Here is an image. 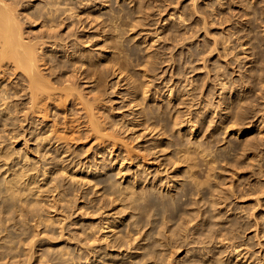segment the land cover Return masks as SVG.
Wrapping results in <instances>:
<instances>
[{
    "label": "rangeland",
    "instance_id": "rangeland-1",
    "mask_svg": "<svg viewBox=\"0 0 264 264\" xmlns=\"http://www.w3.org/2000/svg\"><path fill=\"white\" fill-rule=\"evenodd\" d=\"M48 1L52 6L57 4V7L60 8L64 5L63 8H65L69 7V4L76 9L79 7L78 1L81 0H69L72 5L67 0V2L61 0V4L57 3L60 0H52L54 3L56 2L53 3L54 5L51 0H24V4H32L35 8H38V6L48 7L51 6L46 3ZM99 1L97 0V2ZM258 1H260L259 4L263 6V9L256 16L254 13L244 15L241 3H234L233 0H143V3H140L141 0H103L100 5L93 8V14L90 16L85 14L86 17L83 15L87 24L86 30H88L86 36L92 38L85 45L93 49L97 56L100 52L103 53V50L105 51L100 57L98 56V60L100 64L103 63V67H107V57L118 51V49L112 47L104 49V45L111 41V39H107V35L109 34L108 31L113 29L112 24L114 23L111 22V19L115 16V22L119 23L118 29L120 32H114L113 38L117 40V44L120 45L122 50L119 54L120 60H124V63L122 61V66H124L121 67L122 69L116 67L111 69L109 66L110 70L107 67L108 74L105 86L107 88L103 97L102 95L98 97L99 100L93 101L92 99V95L95 96V93L98 92L97 88L93 89L94 81L77 80L80 82L79 85L77 84L80 87L78 89L83 91L84 95L82 96L85 98L80 96L81 98L76 99L75 107L72 103L68 105V108L63 107L61 113L59 112V116L58 113H55L56 108L53 107L50 117L44 118L41 115V118H36L37 122H40L38 124L39 129L43 127L42 131L45 132L47 129L46 135L49 134L54 139H51L53 141L45 145V149L48 150L49 154V156L46 155L47 159H45V156L40 159L41 155L38 154V156L36 153L38 150L34 151L35 147L43 144L42 140H39L41 137L37 138V134L35 133V136L33 134V132H39V129L33 131L34 124L29 125L30 123L26 121L22 123L25 126L23 130L25 131V128H27L28 134L22 132V126L20 128L17 124L15 129H20L15 132L18 136H16L18 139L16 140V137L12 135L14 134V126L12 125L13 127L10 126L11 128H9L8 125L5 126L6 121L1 120L5 123L4 125L2 123L5 128L0 125V142H2L0 143V150H2L0 154L7 151L12 153L10 150H15L14 154L17 155L16 157L12 154L9 158L11 161L9 159V161L0 160V167L2 165L0 168L1 185L5 183L4 176L8 178L11 173V170L8 171L7 169H14L13 167L16 166V170H19L17 168L20 164L19 168L21 169L26 162H23V158H21L24 151L29 150L31 157L40 160L39 162L43 167V164L47 165L46 167H51L53 166L50 163L52 162L51 157L54 154H57V156L60 154L58 151L62 150L63 142L68 146V149L70 148L69 153L64 152V155L61 153L57 158L61 162V157L63 158L66 155L64 157L66 163L62 162L61 165L68 163L71 174L69 173L68 176L63 175V180L59 175L61 181L59 188L61 190H56L54 194L56 197H59L61 193L66 198L70 196L68 199L64 197L62 201L64 203L56 209L57 211L51 207V212V210H48L47 205L51 206L53 203L48 200L52 199L51 195L53 193L47 190L49 188H45L53 185L54 177L58 176L61 171H58L60 173H57V175L54 173L57 170L56 167L52 168L50 174L46 173L48 175L39 171L40 177H38L40 180L38 179L37 186L33 187L34 184L32 185V191L36 194L31 193V191L28 193L33 195L31 196L25 192L26 196L24 198L29 196L30 200L28 198L26 200L31 203L27 205L26 210L29 205L33 206L35 202H37L38 211L42 210L38 212L34 206H31L34 209H30L31 214L29 209L27 210L29 213H27L28 217L26 218L23 215L25 212L22 211L23 216H20L21 213H19L23 205L21 208L17 207L18 200L15 202L17 203L16 206L14 202L11 203L13 199L10 195L8 196L9 193L5 191V187L2 186L3 190L0 185L3 195L1 197L4 198L6 193L10 197L9 199L5 197L4 200L0 197L2 203L0 207L5 204L3 208H0V211L4 214L0 212V264H13L11 263L12 260L17 262L15 264L20 262V264H105L104 262L106 264L112 262L128 264L126 261L131 263L135 260V257L138 261L141 255L145 256V253H149V251L153 253L155 248L159 251L162 250L161 253L159 252L160 255L156 252L158 250H155L157 254L154 252V256L152 254L146 256L147 258L153 256V258L147 260L144 257V263L141 260L138 264L141 262V264H160L158 259L160 260L164 253L166 255L163 257V262L160 260L162 264L167 261L172 264H192L194 261H196L195 264H264V1L251 0L250 2L259 5ZM89 2L91 1L89 0ZM29 4L27 7L30 6ZM80 6L83 5L80 4ZM106 23L107 25H105ZM73 25L70 24L64 27L65 29H61V33L70 31V28L71 30L72 28L76 29V25H74L75 28ZM40 29L43 28L39 24L34 30ZM30 30L31 28L27 29V31ZM70 38L74 41L76 34H73ZM54 47L55 44L52 48ZM47 53L56 56L64 55V53H53L52 50ZM67 54L68 52L62 57L66 59ZM155 55L158 56L153 58ZM150 57L157 62H150ZM146 67L148 71L144 73L143 70ZM46 71L48 70L44 69V72ZM2 79L4 81L0 80V89L7 88V85L11 84L12 86L14 84L20 85L15 74ZM134 80H137L140 84L137 89V93L140 92V97H147L142 105L135 107L132 100L134 97L131 94L135 90L131 86ZM144 81L146 85L143 83ZM10 87V92H13L15 89L11 90ZM144 87L149 90L144 92ZM116 90H120V93H116ZM23 92H20V94ZM169 93H172V96H169ZM12 94L11 97H14L15 95ZM88 95L92 99H90L91 102L97 103L93 109L96 113L94 111L92 113L91 110L88 111V108L83 105L86 101L83 103L81 101L82 98L83 101L87 99ZM57 102L59 101L53 102V106ZM149 104L156 110V113L165 110L166 118L160 120L157 125L151 124V126L148 122L145 124L142 119L136 118L138 116L137 110L140 107L146 111L150 110L148 108ZM97 106L100 107L99 110ZM239 108L247 111L241 116V119L236 114V110ZM84 109L86 110L84 111ZM103 110L108 115L109 120L114 121L113 123L105 121V113L102 114ZM5 113L6 115L12 114ZM15 113L17 116L13 115L15 117L13 119L18 117L21 121L22 114L19 112L17 114L16 111ZM89 114L91 117L94 116L95 120L99 118L100 128H97L98 131L92 129L90 120L93 118ZM202 117H205L204 122L196 124ZM55 119L60 124L56 123V125ZM117 120L120 123L115 125ZM45 123L47 124L45 125ZM148 125L153 129L147 127ZM102 127L103 129H101ZM8 128L12 132V137L7 134V132L9 133ZM6 129L7 132H5ZM96 132H100L99 135ZM3 133L4 136L6 134L10 136L4 138ZM21 133H25V138ZM111 134L113 137L110 136ZM56 138L58 141H56ZM118 138L120 139L118 140ZM37 139L38 143L35 141ZM24 141L27 142V145ZM188 142L191 143L190 145L193 144L192 146H199L198 150L195 147L191 149L194 162H197L198 165L194 164L193 176L191 175L192 169H189L190 167H187L185 162L179 161V163L177 161L180 153L178 150L186 146L185 144H188ZM25 145L26 147L29 145V148H26ZM200 146L203 148L201 147V149ZM6 148L8 149L5 150ZM56 148L60 149L56 150ZM76 149L79 151L76 152ZM193 150L196 152H193ZM18 152L21 153L18 154ZM53 152L55 153L53 154ZM128 154L131 156L129 157ZM43 158L49 164L43 162ZM19 160L21 161L20 164L18 163ZM12 161L14 164H12ZM2 162L8 163L7 166ZM106 162L108 165L104 166ZM41 165L42 169L40 170H43L44 168ZM97 166L98 169H96ZM210 166L215 167L211 168ZM208 167L214 171L208 170ZM186 171H188V174L190 173L189 177L185 175L187 174ZM107 173L110 177L106 176ZM43 174L48 179H45L46 176H42ZM85 176H87V179H85ZM93 176L104 179L106 177V180L95 184ZM141 176H146L147 179L151 178V181L158 178V183L143 181L140 179ZM89 177H92L91 181H89ZM195 179L202 183H195ZM186 183L189 185L187 189L185 188ZM103 184L109 185L108 188L110 189L105 188L106 186L104 187ZM128 184L133 186L132 189L149 187L152 191L154 190L155 194L161 196L172 197L176 195L180 198L182 196V200L179 204L172 203L173 209L171 206H169V209L166 208L167 210L164 208L165 211L161 210L160 204L158 205L160 209L157 205L151 206L149 209L145 206L144 209L142 208L143 210L141 207L132 209L131 204H125L126 202H124L125 206L121 203L123 200L119 199V194H117L120 192L116 191H120V186H123L122 190L125 189L124 186H128ZM41 186L44 189H41ZM66 186H70V190L72 189L70 193L69 191L65 193L64 189L69 190ZM104 188L106 191H104ZM262 189L263 191H261ZM178 190L179 192H177ZM3 192L5 193L3 194ZM183 192L186 195H182ZM41 193L42 197H40ZM160 195L157 197H160ZM22 196L21 198L24 199ZM32 197L34 200H32ZM8 200L11 202H8ZM65 200L69 203L66 204ZM64 205L67 208H64ZM127 205L131 207H127ZM14 206L17 207L15 210L20 208L15 211V216L14 209L10 210V216L12 212V217L15 218L14 220L17 219L16 221L12 217L9 219L8 213H5V210L7 212L8 209ZM105 207L108 209L105 210ZM46 209L48 210L47 213ZM32 210L34 214L35 210L41 216L36 215V213L33 218ZM49 211L51 214L48 213ZM139 211H143V213ZM184 212L187 216L184 215ZM189 212L194 213H191L194 218L191 217L192 215ZM120 213H122V216ZM163 213L166 222L162 218ZM140 214L141 217H144H142L143 220L139 219ZM47 216L49 218L52 216V219L55 217L50 220L52 223H47L49 221ZM58 216H66V219L60 222ZM39 219L41 220L39 221ZM45 219L48 221L46 222ZM150 220L154 223L151 222L150 224ZM111 222L113 225L108 227L107 224L109 225ZM99 223H105L103 225L106 226L100 229ZM151 227L156 230L152 228V231ZM159 230L161 235L164 234L165 237H163L164 235L162 237L157 236L160 235L158 234ZM60 231H63V233ZM86 233L92 237L89 240L92 239L93 243L92 240L89 241L86 237L84 239L83 236ZM121 239H124L125 242ZM120 240L124 244L121 243L122 246H117L118 243L120 245ZM86 243L92 244L94 248ZM149 244L151 247H155L154 250L152 248L148 252H144L147 251L145 247ZM107 245L109 247H106ZM88 249L90 251H87ZM100 249H103V251ZM105 250L106 252H104ZM93 251H96V253H93ZM103 253H105L103 259L105 260L108 256L107 258L110 260H103L102 262L100 258L104 256ZM29 254H32L33 257ZM28 255L31 256V260H28ZM120 255L122 258H119ZM127 255H133V257ZM155 255L160 257H155ZM89 256H92L91 259H89ZM124 256L127 258L125 259ZM156 258L158 262H155ZM86 259H89L88 262ZM24 260L27 262H24Z\"/></svg>",
    "mask_w": 264,
    "mask_h": 264
},
{
    "label": "bare ground",
    "instance_id": "bare-ground-1",
    "mask_svg": "<svg viewBox=\"0 0 264 264\" xmlns=\"http://www.w3.org/2000/svg\"><path fill=\"white\" fill-rule=\"evenodd\" d=\"M52 1V0H51ZM54 1H56V0H54ZM59 1V0H58ZM66 1V0H65ZM68 1V3H71V2H69V0H67ZM66 1V2H67ZM85 1V2H84ZM91 2H89V0H81V1H78L79 2V9L78 8H74V6L72 5V3H71V5L72 6H70L68 3V6L69 7H65V8H63L64 7V5L63 6H60V8H59V6L57 7V4H55L53 1H52V4L55 6H52L51 5V3H49L50 1H48V2H46V3H49L51 6H48V7H44V6H38V8L36 7L35 8V6H33L32 4L30 5L29 3V7H27V5H25L24 4V0H0V80H3L2 78H4V77H8V76H11V75H13V74H15L16 76H17V79H18V83L20 84H18L19 86H20V88H18L19 86H17V84L15 85H13L12 86V84L11 85H7L8 87L7 88H2V89H0V122H1V120H4V121H6L5 123H6V125L5 126H7L8 125V127L9 128H11V127H13V133L15 134H12L13 135V137L15 136H17V134L15 133L16 132V130H18L19 131V129L21 128L20 126H22V132L24 131L23 129H24V125L22 124V123H24V121H26V122H29L30 124L29 125H31V124H34L35 126V128L33 129V131H37L38 129H39V127L40 126H38V124L40 123V122H37V120H36V118H41L40 116L42 115V117H44V118H48V117H50L51 116V114H52V109H53V107H55L56 108V114L59 116V114L61 113L60 111H62V108L64 107V108H68V105L69 104H73L74 105V107H75V104H76V99H78L80 96H82V95H84V93H83V91L82 90H80V89H78V88H80L78 85H79V83L80 82H78L77 80H82V79H84V81H86V82H90V81H94V86H93V89L94 88H97L98 90V92H97V94L95 93V96L94 95H92L93 96V101L94 100H99L98 99V97H100L101 95H102V97H103V94H105V90H106V88H105V86H106V77H107V70H108V68H109V70H110V67H111V69H112V67L114 68V67H116L117 69L119 68H121V67H123L122 66V61H123V63H124V60H120V54H119V52L120 51H122L121 50V48H120V45H118L117 44V40H115L114 38H113V35H115L114 34V32H120V30L118 29V26H119V23H116L115 22V16H113V18L111 19V22H113L114 24H112L113 25V29H111V30H109L108 31V35L107 34H105V35H107V39H111V41H109L106 45H104V49L106 48H108V47H112L113 49H118V51L116 52V53H113V54H111V55H109L108 57H107V61L106 62H108L106 65H107V67H103V63H101L102 64V66H101V64H100V62H99V60H98V56L100 57L105 51L103 50L102 52L103 53H101L100 52V54L97 56L96 55V52H94L93 51V49H91V48H89V46H87V45H85V44H87V42H89V41H91V39L92 38H90L91 36H86V33H87V31L88 30H86V28H87V24L85 23V18L84 17H86L85 16V14H87V15H91V14H93V8L94 7H97V5H100V2H102L101 0L99 1V2H97V0H90ZM109 1V0H108ZM135 1V0H134ZM249 0H247L246 2H245V0H233V2L234 3H238V4H240L241 3V6H243L242 7V10H243V14L244 15H248V14H250V13H254V15L256 16L258 13H260L261 11H262V7L263 6H261L260 4H259V2L260 1H258V4L259 5H257V3H251L250 1L248 2ZM261 1H264V0H261ZM31 3H32V1H30ZM57 3H60L61 4V0L59 1V2H57ZM90 3V4H89ZM140 3H143V0H141V2ZM63 4H64V2H63ZM66 4V3H65ZM74 4V3H73ZM80 4H82L83 6H80ZM46 5V4H45ZM59 5V4H58ZM66 6V5H65ZM77 6V5H76ZM102 6V5H101ZM104 6V5H103ZM141 6H143L142 4H141ZM34 7V9H32ZM57 7V8H56ZM61 8H63V9H61ZM98 8H99V6H98ZM101 8V7H100ZM136 8V7H135ZM142 8V7H141ZM216 8V7H215ZM32 9V10H31ZM78 9V10H77ZM143 9V8H142ZM141 9V10H142ZM122 10V9H121ZM124 10V9H123ZM197 10V9H196ZM83 15H84V17H83ZM96 15V14H95ZM122 15V14H121ZM97 16V15H96ZM121 17V16H120ZM127 17V16H126ZM183 17V16H182ZM109 18H111V17H109ZM121 19V18H120ZM110 20V19H109ZM124 20V19H123ZM206 21V20H205ZM249 21V20H248ZM223 22V21H222ZM41 25L42 26V28L43 29H40V30H37V31H35L34 29H35V27L37 26V25ZM70 24H74V25H76V29H73L72 28V30H71V28H70V31H67L66 33H61V29H65L64 27H67V26H69ZM262 24V23H261ZM73 25V26H74ZM105 25H107V23L105 24ZM111 25V26H112ZM121 26V25H120ZM204 26V25H203ZM207 27V26H206ZM29 28H31V30L30 31H27V29H29ZM74 28H75V26H74ZM77 28H78V30H77ZM81 28V30H79ZM132 29V28H131ZM111 32H113V33H111ZM73 34H76V38L74 39V41H72L73 39L72 38H70V36H72ZM104 34V33H103ZM117 36V35H116ZM93 37V36H92ZM99 37V36H98ZM215 37H216V35H215ZM255 37V36H254ZM247 38V37H246ZM105 39H106V37H105ZM179 39V38H178ZM120 41V40H119ZM118 41V42H119ZM177 41V40H176ZM241 41V40H240ZM252 41H253V39H252ZM251 42V41H250ZM95 43V42H94ZM216 43V42H215ZM244 43V42H243ZM55 44V47L54 48H52L53 47V45ZM123 44V43H122ZM175 44V43H174ZM252 44V43H251ZM94 45V44H93ZM126 45V44H125ZM206 45V44H205ZM216 45V44H215ZM254 46H256V45H254ZM51 48V49H50ZM95 49V48H94ZM102 49V48H101ZM262 49V48H261ZM41 52H40V51ZM50 50H52L53 51V53H64V55H65V53H67L68 52V57L66 58V59H64L62 56H64V55H59V56H56V55H52V54H48L47 52L48 51H50ZM170 50V49H169ZM258 50V49H257ZM107 51V50H106ZM131 51V50H130ZM148 51V50H147ZM213 51V50H212ZM114 52V51H113ZM127 52V51H126ZM255 52H256V50H255ZM258 54V53H257ZM264 54V53H263ZM106 55V54H105ZM122 55V54H121ZM130 56V55H129ZM150 56V55H149ZM156 56H158V55H155V56H153V58L154 57H156ZM66 57V56H65ZM206 57V56H205ZM128 58V57H127ZM148 58V57H147ZM151 58V60L149 59V61L150 62H157L155 59H152V57H150ZM121 59H123V58H121ZM131 60V59H130ZM205 60V59H204ZM126 61V60H125ZM148 62V61H147ZM127 63V62H126ZM146 63V62H145ZM229 63V62H228ZM118 64V65H117ZM105 65V64H104ZM42 66H44V67H42ZM110 66V67H109ZM118 66V67H117ZM147 66V65H146ZM145 67V66H144ZM154 68V67H153ZM204 68V67H203ZM44 69H46V70H48V71H46V72H44ZM122 69V68H121ZM125 69V68H124ZM154 70V69H153ZM209 70V69H208ZM122 71V70H121ZM120 71V72H121ZM147 71H148V69H147V67L143 70V72L144 73H147ZM109 72V71H108ZM253 74V73H252ZM251 75V74H250ZM147 79V78H146ZM151 79V78H150ZM194 80V79H193ZM4 81V80H3ZM16 82V81H15ZM17 83V82H16ZM142 83V82H141ZM144 84H145V81L143 82ZM164 83V82H163ZM195 83V82H194ZM8 84V83H7ZM78 84V85H77ZM131 84V83H130ZM119 85V84H118ZM139 83H138V81L137 80H134V82H133V85H131L132 87H133V89H135V90H133V93L131 92V94L133 95V101H134V104H133V106L135 107V106H137V105H142L144 102H145V98H147V97H145L144 96V98L143 97H140V92H138L137 93V89L139 88ZM146 85V84H145ZM151 85V84H150ZM2 86V85H1ZM9 86H11L10 88H11V90L12 89H15V90H13V92L11 91L10 92V89H9ZM236 86V85H235ZM110 87V86H109ZM108 87V88H109ZM252 87V86H251ZM7 89H9V90H7ZM119 89V88H118ZM186 89V88H185ZM149 89L148 88H146V87H144V92H147ZM204 90V89H203ZM22 91H24L23 93H21L20 94V92H22ZM195 91V90H194ZM116 93H120V90H116L115 91ZM187 92V91H186ZM13 93V94H12ZM15 93V94H14ZM168 93V92H167ZM11 94L12 95H15L14 97H17L16 99L12 96L11 97ZM170 95L169 96H172V93H169ZM131 95V96H132ZM89 96V95H88ZM263 96V95H262ZM11 97V98H10ZM83 98H85L84 96H82ZM87 97V96H86ZM158 97V96H157ZM195 97V96H194ZM8 98H10V99H8ZM12 98H14L12 101H9V100H11ZM81 98V97H80ZM82 98V99H83ZM193 98V97H192ZM207 98V97H206ZM81 99V101H82V103L83 102H85L83 105L85 106V108H88L87 110L89 111V110H91V112L92 111H94L93 109L95 108V106H96V104L97 103H94V102H91L90 101V96L87 98V99H85L84 101ZM91 99V100H92ZM59 101V102H57L56 103V105L55 106H53V102H56V101ZM221 102V101H220ZM151 103V102H150ZM193 103V102H192ZM55 104V103H54ZM112 105V104H111ZM178 105V104H177ZM2 106V107H1ZM83 106V107H84ZM149 107L148 108H150V110L149 111H146L144 108L143 109H141V107L137 110V113H138V116L136 117V118H140V119H142L143 120V123H145L146 124V122H148V124H152V125H157L158 123H159V121L160 120H164L166 117H165V110L164 111H159V113H156L155 111L156 110H154L153 109V107H152V105L151 104H149L148 105ZM229 106V105H228ZM73 107V108H74ZM78 107V106H77ZM246 107V106H245ZM248 107V106H247ZM97 108H98V106H97ZM100 108V107H99ZM99 108H98V110H99ZM145 108H147V107H145ZM147 108V109H148ZM160 108V107H159ZM164 109V108H163ZM191 109V108H190ZM76 110V109H75ZM86 109H84V111H85ZM136 110V109H135ZM15 111L17 112V114H18V112L20 113V114H22V118H21V121L19 120V118L18 117H16V119H13V118H15L13 115H16V113H15ZM5 112H7V114H9V113H12V114H10L11 116H13V117H11L10 115H6V113ZM22 112V113H21ZM60 112V113H59ZM90 112V113H91ZM95 112V111H94ZM98 112V111H97ZM178 112V111H177ZM236 114H237V116H239V118L241 119V116L243 115V114H245L247 111H243V110H240V108L238 109V110H236ZM13 113H15V114H13ZM73 113H75V112H73ZM89 113V112H88ZM93 113V112H92ZM91 113V114H92ZM96 113V112H95ZM104 110H103V115H104ZM229 113H231V112H229ZM5 114V115H4ZM19 114V115H20ZM87 114V113H86ZM95 115V114H94ZM101 115V114H100ZM167 115V114H166ZM17 116V115H16ZM53 116V115H52ZM80 116V115H79ZM89 116H90V114H89ZM97 116V115H96ZM105 117V121H107L108 123H111L112 121L111 120H109V118H108V115L105 113V115H104ZM201 116V115H200ZM21 117V116H20ZM91 117V116H90ZM94 117V116H93ZM93 117H91V118H93ZM100 117H102V116H100ZM43 118V119H44ZM90 118V119H91ZM97 118V117H96ZM108 118V119H107ZM111 118V117H110ZM205 118V117H204ZM204 118L202 117L201 118V120H198V122H196V124L197 123H199V124H202L203 122H204ZM238 118V117H237ZM58 119V118H57ZM74 119V118H73ZM115 119V118H114ZM175 119H176V117H175ZM17 122H16V121ZM56 120V119H55ZM98 120V121H97ZM97 120H95L94 118L93 119H91L90 120V122H91V127H92V129L93 130H96L98 127L100 128V126H99V118H97ZM177 120V119H176ZM191 120V119H190ZM189 120V121H190ZM59 121V120H58ZM70 121V120H69ZM86 121V120H85ZM179 121V120H178ZM177 121V122H178ZM235 121V120H234ZM100 122H101V120H100ZM114 122V121H113ZM112 122V123H113ZM2 123H3V125L5 124L4 122H1L0 123V125H2ZM42 123V122H41ZM57 123V120L55 121V124ZM63 123V122H62ZM68 123V122H67ZM118 123H120V121L118 122V120L115 122V125H118ZM142 123V124H143ZM193 123V122H192ZM9 124H11V125H9ZM18 124V125H17ZM47 123H45V125H46ZM57 124H60V123H57ZM56 124V125H57ZM69 124V123H68ZM123 124H124V122H123ZM141 124V123H140ZM178 124V123H177ZM3 125L1 126L2 128H5V127H3ZM13 125V126H12ZM19 126L20 128H18V129H15V128H17V126ZM53 125V124H52ZM102 125V124H101ZM104 125V124H103ZM114 124H113V126H115ZM150 125H148L147 127H150ZM151 125V126H152ZM195 125V124H194ZM11 126V127H10ZM48 126V125H47ZM90 126V125H89ZM128 126V125H127ZM193 126V125H192ZM0 127V128H1ZM45 127V126H44ZM67 127V126H66ZM71 127V126H70ZM90 127V128H91ZM153 127H156V126H153ZM7 128V127H6ZM8 128V130H9V133L7 132V129H6V131L5 132H7V134H10L11 135V130ZM105 128V127H104ZM107 128V127H106ZM151 129H153L152 127H150ZM163 128V127H162ZM26 130H27V128H25ZM42 129H43V127H41L40 129H39V132H33V134H34V136H35V133L37 134V138H40L41 137V139H39V140H42V142H43V144L42 145H39V147H35V152H36V149L38 150L36 153H37V155L38 154H40L41 156H40V159H41V157L42 156H45V159H47V157H46V155L47 156H49V154H48V150L46 151V149H45V145H47L50 141H51V139H53V138H51L50 136L51 135H46L47 133V129H46V132L45 131H42ZM53 129V128H52ZM56 129V128H55ZM91 129V130H92ZM101 129H103V127L101 128ZM1 130V129H0ZM5 130V129H4ZM24 131L25 133H27V131ZM70 130V129H69ZM72 130V129H71ZM193 130V129H192ZM31 131V130H30ZM29 131V132H30ZM49 131V130H48ZM54 131H56V130H54ZM96 131H98V129L96 130ZM104 131V130H103ZM3 132V131H2ZM95 132V131H94ZM110 132H111V130H110ZM0 133H1V131H0ZM18 133V132H17ZM24 133V134H25ZM45 133V134H44ZM98 135H99V133L98 132H96ZM95 133V134H96ZM109 133V132H108ZM5 135V136H8V135ZM20 134V133H19ZM18 134V135H19ZM21 134H23V133H21ZM23 134V136H24V138H25V135ZM28 134V133H27ZM112 134H114L113 132H112ZM112 134L110 135V136H112ZM9 135V136H10ZM12 135L10 136V137H12ZM38 135H40V136H38ZM107 135V134H106ZM115 135V134H114ZM3 136H4V133H3ZM2 136V137H3ZM5 136H4V138H5ZM8 136V137H9ZM22 136V137H23ZM56 136H57V134H56ZM79 136V135H78ZM95 136V135H94ZM109 136V137H110ZM8 137H7V139H8ZM18 137V136H17ZM17 137H16V140H18L17 139ZM33 137V136H32ZM97 137V136H96ZM113 137V136H112ZM62 138H63V136H62ZM75 138V137H74ZM104 138V137H103ZM0 139H1V136H0ZM10 139H12V138H10ZM9 139V140H10ZM27 139V138H26ZM26 139H24V140H26ZM36 139V138H35ZM58 139H59V137H58ZM72 139V138H71ZM100 139V138H99ZM105 139V138H104ZM114 139V138H113ZM120 138H118V140H119ZM3 140V139H2ZM27 140H29V139H27ZM54 140V139H53ZM52 140V141H53ZM103 140V139H102ZM102 140H101V142H102ZM116 140V139H115ZM35 141H37V143H38V139L37 140H35ZM51 141V142H52ZM56 141H58L57 140V138H56ZM56 141H54V142H56ZM65 141V140H64ZM66 141H67V138H66ZM73 141V140H72ZM124 141V140H123ZM123 141H121V142H123ZM197 141V140H196ZM25 142V144L27 143L26 141H24ZM29 142V141H28ZM100 142V141H99ZM117 142V141H116ZM199 142V141H198ZM0 143H2V142H0ZM12 143V142H11ZM41 143V142H40ZM39 143V144H40ZM128 143V142H127ZM126 143V144H127ZM189 144V145H188ZM188 144H185L186 146H183L182 148H180L179 150H178V152H180L179 154H178V157H177V161L179 162V161H182V162H185L186 163V166L187 167H190L189 169H192L191 170V172L192 171H194V169L195 168H193V167H195L194 166V164H196L197 162H194V159H193V156H192V154H191V149L193 148V147H195V146H192V145H190L191 143H189L188 142ZM27 145V144H26ZM26 145H25V147H26ZM68 145H70L69 143H68ZM128 145V144H127ZM260 145V144H259ZM62 146H63V148H62V150L60 149V148H56V150H58V149H60L58 152L61 154V153H63V155L65 154L64 152H68L69 150H70V148L68 149L67 147L68 146H66L65 144H64V142L62 143ZM130 146V145H129ZM179 146V145H178ZM73 147V146H72ZM126 147V146H125ZM199 147V146H198ZM198 147H195V148H197L196 150H198L199 148ZM202 146H200V148H201ZM9 148V147H8ZM8 148H6L5 150H7ZM26 148H29V145H28V147H26ZM46 148H47V146H46ZM127 148V147H126ZM203 148V147H202ZM201 148V149H202ZM1 149V148H0ZM25 149V148H24ZM45 151H44V150ZM158 149V148H157ZM201 149H200V151H201ZM9 150H10V148H9ZM31 150V149H30ZM77 150V149H76ZM88 150V149H87ZM90 150V149H89ZM129 150V149H128ZM209 150V149H208ZM0 151H2V150H0ZM24 151V150H23ZM32 151V150H31ZM55 151V150H54ZM79 150H77L76 152H78ZM132 151H133V149H132ZM144 151V150H143ZM10 152H12V153H9V151H7V152H5V153H1L0 154V160H2V161H6V160H8L10 157H11V155L12 154H14V152H15V150L14 151H12V150H10ZM17 152V151H16ZM25 152V153H24ZM21 155H22V157L21 158H23V162L24 161H26L23 165H22V167H21V169L19 168L20 166H21V164H20V160H19V164H20V166L17 168V169H19V170H16V166L15 167H13L12 165H11V167H13L14 169H10L9 167V169H7L8 171L9 170H11V173H10V175H9V177L8 178H6V176H4V178H5V183L3 182L4 181V179H3V183H4V185L2 184L1 185V183H0V185H1V187L3 186V187H5V191L7 192V193H9L8 194V196L10 195V197H11V199H13L12 200V202L10 201V200H8V202L10 201L11 203H13L14 202V204H15V206H16V204L18 203V205H20V206H18L17 205V207H22V205H23V207H24V209H23V207H22V209H20V208H18V209H20L19 211V213H21V215L20 216H25V218L26 217H28V214L27 213H29V211H30V214H31V208L34 206V208H35V210L37 209V211H38V206H37V202H35L34 203V201H32L34 204H33V206L31 207L30 205H29V207L27 208V210L29 209V211H27L26 210V207H27V205L30 203H28V200H26L29 196H27V198H24L25 196H26V194H25V192L28 194V193H30L31 191H32V189H33V187H35V185L37 186V183L39 182L38 181V179H39V174L40 173H44V174H46V173H49V172H51L52 171V168L53 167H56V172H54V173H56V175H57V173H60V172H58V171H61V173L60 174H58V176H56V177H54L55 179V181H53L52 183H53V185L50 187H46L45 189H47V188H49V189H47L48 191H50V193L52 192L53 194L51 195L52 196V199H48V200H51V202H53L52 204H51V202H50V204H51V206H48L47 205V207H49V209L48 210H51L50 208L52 207V209L54 208L55 210L56 209H58V207L60 208L63 204L62 203H64V202H62L63 200H64V197L66 198V196H64V194H62L61 193V195L60 196H62V197H56V195L54 194L55 192H56V190H58V189H60L61 190V188H59L60 187V185H61V181H60V178H62V180H63V175L64 176H68V174L70 173V171H69V165H68V163L66 164V165H61V163L62 162H64V163H66L65 162V156H63V158L61 157V162L58 160V156L60 155V154H58V156H57V154L55 155L54 153L56 152H53V156L51 157V161L52 162H50L53 166H51V167H46L47 165H45V164H43L44 165V167L40 164V160H37V159H33V157H31V152L28 150V151H24ZM33 152V151H32ZM72 152V151H71ZM73 152H75V150H73ZM75 152V153H76ZM193 152H196V151H194L193 150ZM204 152V151H203ZM19 153H21V152H18V154ZM50 153V152H49ZM69 153V152H68ZM132 153V152H131ZM52 154V153H51ZM51 154H50V156H51ZM71 154V153H70ZM73 154V153H72ZM145 154V153H144ZM15 155V154H14ZM13 155V156H14ZM20 155V156H21ZM33 155V154H32ZM35 155V154H34ZM33 155V156H34ZM36 155V156H37ZM77 155H78V153H77ZM86 155V154H85ZM129 155V154H128ZM16 157H17V155H15ZM14 156V157H15ZM39 156V155H38ZM79 156V155H78ZM131 155H129V157H130ZM95 157V156H94ZM147 157V156H146ZM12 159H14V158H12ZM20 159V158H19ZM33 159V160H32ZM45 159L43 158L42 160H43V162L45 161ZM96 159V158H95ZM210 159V158H209ZM10 160V159H9ZM8 160V161H9ZM22 160V159H21ZM66 160H67V158H66ZM74 160V159H73ZM105 160V159H104ZM7 161V162H8ZM11 161V160H10ZM15 161H16V159H15ZM70 161V160H69ZM68 161V162H69ZM146 161V160H145ZM212 161V160H211ZM6 162V163H7ZM13 162V161H12ZM22 162V163H23ZM42 162V161H41ZM46 163H47V160L45 161ZM1 163V162H0ZM2 163H4L5 164V162H2ZM180 163V162H179ZM3 164V165H4ZM8 164V163H7ZM7 164H5L6 166H7ZM12 164H14V162L12 163ZM16 164V163H15ZM44 168L43 170H40V169H42L41 167H40V165ZM47 164H49V162L47 163ZM209 164V163H208ZM212 164V163H211ZM210 164V165H211ZM10 165V164H9ZM8 165V166H9ZM17 165V164H16ZM95 165H96V162H95ZM102 166H103V164H101ZM108 165V163L106 162V163H104V166H107ZM197 165V164H196ZM50 166V165H49ZM99 166H100V164H99ZM101 166V167H102ZM103 166V167H104ZM198 166V165H197ZM1 167H2V165H1ZM0 167V168H1ZM46 167V168H45ZM102 167V168H103ZM211 168L213 167V166H210ZM210 167H208L209 169L208 170H212V169H210ZM215 167V166H214ZM213 167V168H214ZM6 168V167H5ZM99 167L97 166V168L96 169H98ZM187 169V168H186ZM2 170H4V168H2ZM54 170V169H53ZM7 171V172H8ZM39 171H40V173H39ZM214 170H212V172H213ZM5 172V171H4ZM185 172V171H184ZM188 171H186V173H187ZM189 172H190V170H189ZM190 172V173H191ZM196 172V171H195ZM6 173V172H5ZM139 173H141V172H139ZM183 173V172H182ZM190 173L188 174H185L186 176H190ZM209 173V172H208ZM9 174V173H8ZM42 175V176H46V175H48V174H46V175ZM50 174V173H49ZM71 174V173H70ZM93 174V173H92ZM193 174V172L191 173V175ZM59 175H61V177L59 176ZM74 175V174H73ZM94 175V174H93ZM109 174L107 173V175L106 176H108ZM177 175V174H176ZM39 176V177H38ZM171 176V175H170ZM188 176V177H189ZM193 176V175H192ZM60 177V178H59ZM73 177V176H72ZM108 177H110V176H108ZM161 177V176H160ZM187 177V178H188ZM211 177V176H210ZM43 178V177H42ZM41 178V179H42ZM75 178V177H74ZM90 178V177H89ZM155 178V177H154ZM45 179H48L47 178V176L45 177ZM76 179V178H75ZM85 179H87V176H85ZM108 179V178H107ZM140 179H142L143 181H145V180H147L148 182H155V183H158V178L157 179H153L152 181H151V178L149 179H147V177L146 176H141L140 177ZM180 179V178H179ZM1 180V179H0ZM40 180V179H39ZM53 180V179H52ZM89 180V179H88ZM92 180V177L90 178V180L89 181H91ZM93 180H94V183L96 184V183H100L101 181H105L106 180V177H105V179L104 178H98V177H94L93 176ZM191 180V179H190ZM196 180V179H195ZM46 181V180H45ZM176 181H178V180H176ZM194 181V180H193ZM197 181V182H196ZM196 181H194L195 183H199L200 181H198V179L196 180ZM203 181V180H202ZM51 182V181H50ZM107 182V181H106ZM36 183V184H35ZM93 183V182H92ZM166 183V182H165ZM200 183H202V182H200ZM34 184V185H33ZM64 184V183H63ZM163 184V183H162ZM162 184H160V185H162ZM32 185H33V187H32ZM47 185V184H46ZM104 185V184H103ZM118 185V184H117ZM116 185V186H117ZM133 185V184H132ZM196 185V184H195ZM38 186H39V184H38ZM64 186V185H63ZM63 186H62V189H63ZM106 186V187H105ZM186 187V189L188 188V184L186 183V185H185ZM198 186V185H197ZM202 186V185H201ZM221 186V185H220ZM0 187V188H1ZM3 187H2V189H3ZM42 188L41 189H44L43 188V186H41ZM69 190H66V189H64L65 190V193H68V191H69V193H70V191H72V189L70 190V186L68 187V186H66ZM65 187V188H66ZM104 187L105 188H108L109 187V185L107 186V184H105L104 185ZM112 187V186H111ZM115 187V186H114ZM122 187L123 186H120V191L119 190H116V191H118V192H120V193H117V194H119V199L121 198L123 201L121 202V203H123V205H125V204H131V206H132V209H134V207H135V209H137V207H138V209H139V207H141V209L143 208V207H145V206H147L146 208L147 209H149V208H151V206H155V205H159L160 204V206L163 208H161V210L163 211L164 210V208L166 209H169V206H171L172 205V203H177V204H179L180 202H181V200H182V196H181V198L179 197V196H172V197H167V196H165V195H163V196H161L160 194V197H157V196H159L157 193V196H156V194L151 190V188H149V187H142V188H140V189H136V188H134V189H132L133 188V186H131L130 184H128V186L127 185H125L124 186V188L125 189H123L122 190ZM223 187V186H222ZM40 188V187H39ZM105 188H104V191H106L105 190ZM113 188V187H112ZM118 188V187H117ZM225 188V187H224ZM29 189V191H27ZM40 189V190H41ZM108 189H110V188H108ZM4 190V189H3ZM2 190V191H3ZM39 190V191H40ZM47 190H45V192H47ZM60 190H58V191H60ZM63 190V191H64ZM76 190V189H75ZM199 190V189H198ZM110 191V190H109ZM114 191V190H113ZM261 191H263V189L261 190ZM42 192V191H41ZM177 192H179V190L177 191ZM255 192V191H254ZM0 197L1 196H3L2 195V192H1V189H0ZM5 192H3V194H4ZM7 193L6 194H4L5 196H4V198L6 197H8L7 196ZM31 193H34V191H32ZM59 193V192H58ZM74 193V192H73ZM174 193V192H173ZM258 193V192H257ZM25 194V195H24ZM34 194H36V193H34ZM38 194V193H37ZM49 194V193H48ZM75 194V193H74ZM73 194V195H74ZM84 194V193H83ZM175 194V193H174ZM179 194V193H178ZM183 194H185L184 192L182 193V195ZM22 195H24V196H22ZM28 195H31V194H28ZM39 195H40V193H39ZM50 195V194H49ZM67 195H69V194H67ZM85 195V194H84ZM106 195V194H105ZM186 195V194H185ZM193 195V194H192ZM21 196L25 199H22L21 198ZM31 196H33V195H31ZM70 196V195H69ZM69 196H68V198H69ZM77 196V195H76ZM82 196V195H81ZM220 196V195H219ZM10 197H8V199L10 198ZM37 197V196H36ZM39 197V196H38ZM40 197H42V193H41V196ZM80 197V196H79ZM117 197V196H116ZM3 197H1V199H2ZM4 198H3V200H4ZM19 198V199H18ZM33 198V197H32ZM34 198H35V195H34ZM34 198L32 199V200H34ZM68 198H66V199H68ZM218 198V197H217ZM0 199V200H1ZM29 199V198H28ZM118 199V198H117ZM194 199V198H193ZM17 200H18V202H17ZM21 201V203H20V201ZM30 200V199H29ZM37 200H40V199H37ZM70 200V199H69ZM112 200V199H111ZM113 200H114V198H113ZM35 201H36V199H35ZM41 201V200H40ZM68 201V200H67ZM106 201V200H105ZM115 201H116V199H115ZM225 201V200H224ZM3 202V201H2ZM15 202H17V203H15ZM124 202H126L125 204H124ZM20 203V204H19ZM39 203H42V202H39ZM38 203V204H39ZM65 203L67 204V203H69V202H66V200H65ZM212 203H214V202H212ZM0 204H2L1 203V201H0ZM31 204V203H30ZM44 204V203H43ZM4 206H5V204H3ZM2 205V206H3ZM6 205H7V202H6ZM40 205H42V204H40ZM39 205V206H40ZM181 205V204H180ZM180 205H178L179 207H180ZM3 206V207H4ZM15 206L13 207V208H11V209H8L7 210V212H6V210H5V213L7 214L8 213V218L9 219H11V217H12V212H11V216H10V210L12 211V209H14V216H15V211H18V209L17 210H15L16 208H15ZM37 208H36V207ZM43 206V205H42ZM55 206V207H54ZM68 206V205H67ZM101 206H103V205H101ZM108 206V205H107ZM126 206V205H125ZM124 206V207H125ZM131 207L130 205H127V207ZM150 206V207H149ZM156 206V207H157ZM160 206H158V208L160 207ZM175 206V205H174ZM197 206V205H196ZM3 207H0V208H3ZM44 207H45V204H44ZM64 208H67V207H65V205L63 206ZM74 207V206H73ZM104 207V206H103ZM112 207V206H111ZM172 207V206H171ZM170 207V208H171ZM6 208V207H5ZM4 208V209H5ZM7 208H8V206H7ZM6 208V209H7ZM34 208H32V209H34ZM79 208V207H78ZM3 209V210H4ZM105 210L106 209H108V208H104ZM144 209V208H143ZM142 209V210H143ZM147 209H145V210H147ZM160 209V208H159ZM166 209V210H167ZM172 209H173V207H172ZM172 209H170V210H172ZM175 209V208H174ZM1 210V209H0ZM24 210H26V211H24ZM34 210V212H35V214L37 213L36 211ZM42 210V209H41ZM40 210V211H41ZM47 209H46V213H47V211H48ZM60 210V209H59ZM58 210V211H59ZM66 210V209H65ZM178 210H179V208H178ZM186 210V209H185ZM192 210H194V209H192ZM9 211V212H8ZM25 212L24 214H23V212ZM40 211H38V212H40ZM57 211V210H56ZM62 211V210H61ZM63 211H64V209H63ZM165 211V210H164ZM0 212H2V211H0ZM51 212H52V210H51ZM51 212L49 211L48 213H50L51 214ZM55 212V211H54ZM119 212V211H118ZM140 213H143V211H139ZM186 212V211H185ZM185 212H184V215H186L185 214ZM188 212V211H187ZM19 213H18V215H19ZM32 213H33V210H32ZM109 213V212H108ZM159 213V212H158ZM165 213H167V212H165ZM190 213V215H192V214H194V213H192V212H189ZM188 213V214H189ZM192 213V214H191ZM2 214H3V212H2ZM23 214V215H22ZM34 213H33V218H34V216H36V215H38V216H41L39 213H37L36 215H35ZM57 214V213H56ZM62 214V213H61ZM63 214H64V212H63ZM62 214V215H63ZM72 214V213H71ZM82 214V213H81ZM121 214V216H122V213H120ZM124 214V213H123ZM197 214H198V212H197ZM4 215V214H3ZM49 215V214H48ZM58 215V214H57ZM66 215V214H65ZM124 215H126V214H124ZM143 215V214H142ZM163 216H162V218H164V213L162 214ZM183 215V216H184ZM190 215H189V217H190ZM251 215V214H250ZM17 216V215H16ZM66 216H68V215H66ZM66 216H58V217H60L59 218V220L58 221H60V222H62L63 220H65L66 219ZM183 216H182V218H183ZM187 216V215H186ZM186 216H184L185 218H186ZM195 216V215H194ZM48 217V216H47ZM54 217V216H53ZM57 217V216H56ZM70 217V216H69ZM140 217H141V214H140ZM139 217V219H142V217L140 218ZM151 217V216H150ZM191 217H193V215L191 216ZM199 217V216H198ZM219 217V216H218ZM253 217H255V216H253ZM7 218V219H8ZM31 219H32V217H30ZM49 218V217H48ZM47 218V219H48ZM55 218V217H54ZM53 218V219H54ZM144 218V217H143ZM171 218V217H170ZM184 218V219H185ZM188 218V217H187ZM194 218V217H193ZM206 218V217H205ZM12 219L14 220L15 218L14 217H12ZM28 219V218H27ZM30 219V220H31ZM47 219H45L46 220V222L47 223H49V222H51L52 223V221H50V220H53L52 219V216L47 220ZM58 219V218H57ZM123 219V218H122ZM168 219V218H167ZM172 219V218H171ZM195 219H196V217H195ZM198 219V218H197ZM17 220V219H16ZM16 220H14V221H16ZM35 220H36V218H35ZM41 219H39V221H40ZM143 220V219H142ZM142 220H141V222H142ZM155 220V219H154ZM158 220V219H157ZM164 220V222H166L165 221V218L163 219ZM187 220V219H186ZM188 220H190V219H188ZM192 220V219H191ZM190 220V221H191ZM42 221H43V219H42ZM185 221V220H184ZM2 222V221H1ZM4 222V221H3ZM2 222V223H3ZM6 222V221H5ZM38 222V221H37ZM135 222H137V221H135ZM151 220L149 221V223L151 224ZM157 222V221H156ZM155 222V223H156ZM161 222H162V220H161ZM163 222V223H164ZM186 222H188V221H186ZM258 222V221H257ZM59 223V222H58ZM138 224H140L139 222H137ZM143 223V222H142ZM152 223H154V222H152ZM103 224H105V223H103ZM102 223H99L98 225L100 226V229L102 228H104L105 226L103 225ZM144 224V223H143ZM142 224V225H143ZM189 224V223H188ZM34 225H35V223H34ZM36 225H37V223H36ZM94 225V224H93ZM97 225V224H96ZM113 224H112V222L108 225L107 224V226L109 227H111ZM114 225H115V222H114ZM141 225V224H140ZM163 225V224H162ZM182 225V224H181ZM165 226V225H164ZM188 226V225H187ZM258 226V225H257ZM167 227V226H166ZM230 227V226H229ZM152 228H154V227H151L150 229H152ZM62 229H63V227H62ZM187 229V228H186ZM154 230H156L155 228H154ZM152 231H153V229H152ZM160 231V230H159ZM158 231V234H160V235H157V236H159V237H162V235H164V234H162L161 235V231L159 232ZM61 233H63V231H60ZM148 232V231H147ZM129 232H127V234H128ZM162 233H164V232H162ZM85 234V233H84ZM62 235V234H61ZM128 235H130V234H128ZM83 236V235H82ZM168 236H169V234H168ZM84 237V239H86V238H88V240H89V238H92V237H90V235L88 236V234L86 233V235H84L83 236ZM86 237V238H85ZM120 237V236H119ZM118 237V238H119ZM123 237V236H122ZM163 237H165V235L163 236ZM118 238H116V239H118ZM120 239V238H119ZM119 239H118V241H119ZM90 240H92V239H90ZM89 240V241H90ZM121 240H123L124 241V239H121ZM120 240V245H118L117 244V246H122V244H124V242L123 241H121ZM117 242V241H116ZM91 243V242H90ZM90 243H86V244H88L89 246L91 245L92 246V244H90ZM92 243H93V240H92ZM108 243H109V241H108ZM122 243V244H121ZM165 243V242H164ZM107 244V243H106ZM110 244V243H109ZM115 244V243H114ZM147 244H148V242H147ZM145 245H146V243H145ZM150 245V244H149ZM149 245L147 246V247H149ZM171 245V244H170ZM112 246H113V244H112ZM153 246H154V244H153ZM163 246H164V244H163ZM2 247H3V245H2ZM93 247V246H92ZM106 247H109V245H107ZM147 247H145L146 248V250L147 251H144V252H148V250H150V249H152L153 247H151V245H150V247L147 249ZM170 247V246H169ZM172 247V246H171ZM170 247V248H171ZM94 248V247H93ZM113 248V247H112ZM142 248L144 249V245H143V243H142ZM155 248V247H154ZM154 248L152 249V250H154ZM162 248V247H161ZM164 248V247H163ZM168 248V247H167ZM235 248V247H234ZM90 250H91V248H90ZM89 249L87 250V251H90ZM94 250H96V249H94ZM101 250V249H100ZM155 250H158V249H156L155 248ZM155 250H154V252H155ZM97 251V250H96ZM96 251L94 252L93 251V253H96ZM101 251H103V249L101 250ZM160 251L162 252V250L160 249ZM159 250L158 251H156V252H160ZM104 252H106V250L104 251ZM153 252V251H152ZM153 252V253H154ZM155 252V253H156ZM160 252V253H161ZM9 253V252H8ZM8 253H7V256H8ZM86 252L84 251V254H85ZM93 253H92V255H93ZM98 253V252H97ZM101 253V252H100ZM99 253V254H100ZM108 253V252H107ZM153 253H151L150 251H149V253H145L146 255L145 256H142L141 255V253H139L140 255H141V257H140V259H138V261L136 260V257H135V263L137 262V264H138V262L139 261H141L142 260V262L144 261V257H146V256H148V254H152L153 256H154V254ZM160 253L158 254V255H160ZM164 253V252H163ZM168 253V252H167ZM199 253V252H198ZM33 254V253H32ZM32 254H29V255H32ZM91 254V253H90ZM89 254V255H90ZM109 254V253H108ZM157 254V253H156ZM9 255H10V253H9ZM12 255V254H11ZM28 255V260H31L30 258H31V256H29ZM104 255V256H103ZM103 257L102 258H100L101 260H102V262H103V258L105 257V253H103ZM151 255V256H152ZM158 255L156 256L155 255V257H158ZM164 255H166L165 253H164ZM164 255L162 256V257H160L161 259V261L163 262V257H164ZM168 256H169V254H167ZM14 256V255H13ZM36 256V255H35ZM94 256V255H93ZM96 256V255H95ZM98 256V255H97ZM100 256V255H99ZM112 256V255H111ZM111 256H110V258H111ZM127 256H130V255H127ZM153 256L152 257H150L149 256V258H147L146 257V259L148 260H150V258H153ZM167 256V257H168ZM10 257V256H9ZM32 257H33V255H32ZM87 257V256H86ZM90 257V256H89ZM92 257V256H91ZM91 257L89 258V259H91ZM108 256H106V259L105 260H110L109 258H107ZM113 257V256H112ZM117 257V256H116ZM115 257V258H116ZM125 257V256H124ZM130 257H133V255L132 256H130ZM143 257V258H142ZM158 257V258H159ZM166 257V256H165ZM216 257V256H215ZM58 258H59V256H58ZM118 258V257H117ZM119 258H122V256L120 255V257ZM127 257H125V259H126ZM129 258V257H128ZM142 258V259H141ZM170 258V257H169ZM172 258V257H171ZM170 258V259H171ZM62 259V258H61ZM89 259H86V261L88 262V260ZM93 259V258H92ZM112 259H114V258H112ZM130 259V258H129ZM165 259V258H164ZM167 260H168V258H166ZM219 259V258H218ZM35 260V259H34ZM94 260H95V258H94ZM104 260V261H105ZM123 260H124V258H123ZM159 259H158V261H159V263L160 264H162V262L160 261ZM11 261V260H10ZM26 260H24V262H25ZM63 261V260H62ZM93 261V260H92ZM91 261V262H92ZM100 261V260H99ZM117 261H118V259H117ZM131 261H133L132 259H131ZM133 261V262H134ZM146 261V260H145ZM157 261V258H156V260H155V262ZM157 261V262H158ZM166 261V260H165ZM18 262H20V260H18ZM27 262V261H26ZM29 262V261H28ZM90 262V261H89ZM94 262V261H93ZM126 262H128V264L130 263V261H126ZM133 262H131L130 264H135V263H133ZM141 262V263H142ZM148 262V261H147ZM195 262L196 261H194V263L192 262V264H195ZM215 262V261H214ZM9 263V262H8ZM11 263H13V264H15V263H17V262H14V260H12V262ZM21 263V262H20ZM19 263V264H20ZM105 264H106V262H104ZM122 263V262H121ZM120 262L118 263V262H112V263H109V264H121ZM125 263V262H124ZM140 263V264H141ZM144 263V262H143ZM172 264V263H169L168 261L167 262H164L163 264ZM200 263V262H199ZM213 263V262H212ZM22 264H25V263H22ZM90 264H92V263H90ZM102 264V263H101ZM123 264V263H122ZM196 264H198V263H196Z\"/></svg>",
    "mask_w": 264,
    "mask_h": 264
}]
</instances>
